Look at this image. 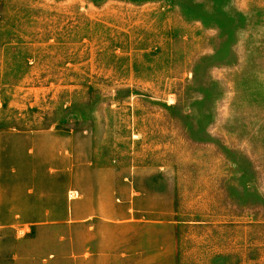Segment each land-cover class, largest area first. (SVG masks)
I'll list each match as a JSON object with an SVG mask.
<instances>
[{"label": "rangeland", "instance_id": "obj_1", "mask_svg": "<svg viewBox=\"0 0 264 264\" xmlns=\"http://www.w3.org/2000/svg\"><path fill=\"white\" fill-rule=\"evenodd\" d=\"M0 118L56 138L39 264H264V0H0Z\"/></svg>", "mask_w": 264, "mask_h": 264}, {"label": "crops", "instance_id": "obj_2", "mask_svg": "<svg viewBox=\"0 0 264 264\" xmlns=\"http://www.w3.org/2000/svg\"><path fill=\"white\" fill-rule=\"evenodd\" d=\"M66 151L64 148L63 154ZM55 154L56 138L50 129L19 128L0 118V245L6 246L3 256L0 253V264H26L25 260L27 264L40 263L34 259L33 248L19 251L17 246L32 234L35 225L56 221L48 217L45 206L44 217H40L37 202L40 183H49L55 169ZM91 216L94 213L75 221H87ZM9 234L11 249L5 241Z\"/></svg>", "mask_w": 264, "mask_h": 264}]
</instances>
